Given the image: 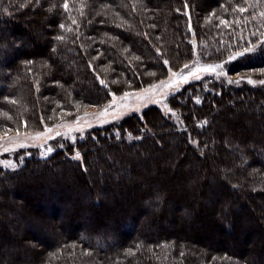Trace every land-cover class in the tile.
I'll return each instance as SVG.
<instances>
[{
  "label": "trees",
  "instance_id": "16d2710c",
  "mask_svg": "<svg viewBox=\"0 0 264 264\" xmlns=\"http://www.w3.org/2000/svg\"><path fill=\"white\" fill-rule=\"evenodd\" d=\"M261 13L264 0H0V134L165 78L193 40L228 75L264 79ZM167 101L183 128L150 104L0 165V264H264V84L206 76Z\"/></svg>",
  "mask_w": 264,
  "mask_h": 264
},
{
  "label": "rangeland",
  "instance_id": "374dc122",
  "mask_svg": "<svg viewBox=\"0 0 264 264\" xmlns=\"http://www.w3.org/2000/svg\"><path fill=\"white\" fill-rule=\"evenodd\" d=\"M193 50V59L185 64L188 67L183 65L177 70H170L165 78L155 82L152 81L141 88L122 93H111L109 100L101 107H89L72 118L63 119L53 124H44L38 130H17L1 133L0 165L7 168H15L25 156L35 153V151L38 156H48L55 148L61 146L65 140L72 141L91 128L105 126L111 122L118 121L127 114L140 112L142 108L150 104L157 105L165 115H170L179 126L181 125L180 128H183L178 114L170 108L167 99L185 84L206 76L223 79L232 84L247 83L258 85L261 84L260 81H264V79H255L249 76L228 75L225 61L207 62L201 58L198 44L195 40H193ZM214 65H221V67L216 68L214 71L202 70ZM185 77L187 78L186 80L184 79ZM249 79L255 81V83H249ZM161 82L164 83L162 84ZM154 85L157 87L153 88ZM125 93L129 94L126 99L123 98ZM114 97L115 102H113ZM140 97L144 98L141 99ZM108 105L112 106L108 108L106 114L101 115ZM49 129L51 131H48ZM37 133H43V135L36 137ZM4 147H8L10 151L5 152L3 150ZM49 148L52 149L51 152L48 151Z\"/></svg>",
  "mask_w": 264,
  "mask_h": 264
},
{
  "label": "snow or ice",
  "instance_id": "6c2138e0",
  "mask_svg": "<svg viewBox=\"0 0 264 264\" xmlns=\"http://www.w3.org/2000/svg\"><path fill=\"white\" fill-rule=\"evenodd\" d=\"M63 8L65 9V11H67L68 9H69V4L66 2V3H64L63 4ZM240 12H243V11H245V9L244 8H240V9H238ZM261 15L262 16H264V13H261ZM72 23L73 24H75L76 23V21H75V19H73L72 20ZM222 23H226V21H222ZM60 27L61 28H64L65 26L62 24V25H60ZM69 31H70V29H69ZM58 39H61V40H63L64 39V37H57ZM262 44H264V42H261ZM255 50V45H253V47L252 48H248V49H246L245 51H248V52H251V51H254ZM243 53H237V55H242ZM234 58V57H233ZM165 63L167 64V61H165ZM185 67H188V65H185ZM219 67H221V65H214V66H208V67H206V68H204V69H202V70H204V71H214L216 68H219ZM175 75V74H174ZM193 75H195L194 73H193ZM198 78V77H197ZM185 80L187 79L186 77L184 78ZM231 82V81H230ZM249 83H255V81H252V80H250L249 79V81H248ZM101 83L103 84L104 83V81H101ZM162 84L164 83V82H161ZM260 83L261 84H264V81H260ZM155 87H157V86H153V88H155ZM145 91H148V90H145ZM129 94H127V93H125V96L123 97V98H127V96H128ZM141 99H143L144 97H140ZM113 102H115V97H114V101ZM197 102H199V101H197ZM13 103H15V101H13ZM112 105H108V106H106L105 107V109L103 110V112L101 113V115H103V114H106L107 113V110H108V108L109 107H111ZM48 131H51V129H49ZM43 135V133H37L36 134V137H40V136H42ZM20 146H23V145H20ZM5 152H7V151H10V149L8 148V147H4V149H3ZM48 151L49 152H51L52 151V149L51 148H49L48 149ZM74 158H76V159H79L80 157H79V153H77L76 154V157H74Z\"/></svg>",
  "mask_w": 264,
  "mask_h": 264
}]
</instances>
